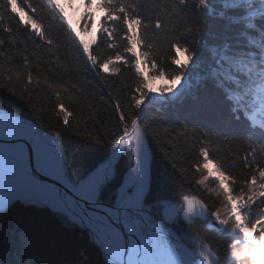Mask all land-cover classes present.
<instances>
[{
  "label": "snow or ice",
  "instance_id": "obj_1",
  "mask_svg": "<svg viewBox=\"0 0 264 264\" xmlns=\"http://www.w3.org/2000/svg\"><path fill=\"white\" fill-rule=\"evenodd\" d=\"M73 4L0 0V226L12 225L0 255L8 251L7 264H225L223 247L228 264H264L255 159L264 153V0H192L191 15L212 24L207 36L199 20L187 23L189 0H80L77 22ZM153 42L167 45L170 66ZM85 69L99 78L134 70L126 95L109 94L106 121L92 105L84 119L73 95L71 77ZM209 116L214 131L199 130ZM190 128L198 139L188 150L200 145L191 167L198 185L215 184L211 203L185 187L179 166L177 141ZM213 136L248 148L229 160ZM209 230L223 245L208 242Z\"/></svg>",
  "mask_w": 264,
  "mask_h": 264
},
{
  "label": "trees",
  "instance_id": "obj_2",
  "mask_svg": "<svg viewBox=\"0 0 264 264\" xmlns=\"http://www.w3.org/2000/svg\"><path fill=\"white\" fill-rule=\"evenodd\" d=\"M188 13V19L187 23L192 24L193 20H199L200 23L196 25V27H199L201 30V35L207 36V28H211L212 24L211 22H205L204 18L202 17H194L191 15L193 11V4L192 0H189V5L187 8ZM70 14V13H69ZM12 26L15 30L17 27L15 21H12ZM183 28L181 27V31ZM20 35L22 38L27 39L26 34L21 27ZM191 39V37H190ZM196 40H200V36H196ZM28 44L30 45L29 51H32L31 44L32 40H27ZM65 44L68 43L67 40L64 41ZM153 47V54L154 58L157 59L158 63H161V58H163L162 63L163 66L168 67L170 66V60L168 59V48L167 45H158L155 42ZM195 46V45H194ZM157 47H159V51H157ZM105 54H111L110 52H105ZM77 57H79V53H76ZM78 63L80 67L84 68V60L79 59ZM135 80L134 70L131 69H125L122 70V72L116 76V77H103L99 78L94 73L87 71L86 69L79 72V73H73L71 77L72 83L75 85L73 88V95L79 96L81 101L85 105V112L83 113V118L87 119L88 116V107L89 105H92L91 110L93 112H98L99 117L97 118H103L105 121L109 117L112 109L110 107V101L108 100L109 94L113 96H121L126 95L128 89L124 87L125 85L132 84ZM77 89H82V94L77 91ZM119 89V91H118ZM41 95H43L41 93ZM71 99V96L69 97ZM34 103L37 104V107L40 106V103L36 101L35 94H34ZM42 102V101H41ZM47 107H51V104H48ZM196 115V113H193ZM173 113H169V116H172ZM45 120L47 121V117H45ZM91 121H88V125H91ZM164 124V127H167L168 123H171L168 118H165V121L162 122ZM207 125V127H205ZM56 127H59L58 124H55ZM214 119L212 116H209L208 119L204 121V123L199 124V130H203L205 132H211L214 131ZM177 131H180V129H177ZM69 135H75L74 132H70ZM160 135L164 137L165 139L168 138L169 135L175 136V132H171L169 130L168 133H165L163 129L161 128ZM196 139H198V136L192 132V129H189V138L187 139H181L178 140L177 143L180 146V152L183 153V155H179L178 159L181 161L180 167L183 168L184 171V183L186 188H190L193 194L201 195L206 202L211 203L212 200L215 198L214 193L208 191V189L213 188L210 184L208 187H204L203 185H198L197 181L200 179L199 173L191 167V165L195 162V151L198 149L200 145H196L195 148L191 149V151L188 150L187 146L191 144H195ZM213 147H219L220 148V155L229 159V160H236L239 161L245 154V150L248 148V144L245 143L241 145L239 142H234L232 144H226V145H219L215 142V137L213 136ZM256 148H259L260 145L257 143L255 145ZM255 159L260 161L261 163H264V153H261L257 151V154L255 156ZM233 173L236 175L238 181H242L245 176L248 175L246 171L243 169V165L238 163L237 166L232 170ZM212 184V183H211ZM215 185V184H214ZM12 225L9 222H4L2 226H0V236H3L7 233V229L11 227ZM204 235L207 237V240L209 243L213 245L215 248L217 246V242L219 241L221 245H223V238L217 236L210 230L205 232ZM230 242V241H229ZM221 258L228 260V253L224 250L223 247H221L220 252L218 253ZM224 256V257H223ZM9 260V253L8 251H4L2 255H0V264H7V261Z\"/></svg>",
  "mask_w": 264,
  "mask_h": 264
},
{
  "label": "rangeland",
  "instance_id": "obj_3",
  "mask_svg": "<svg viewBox=\"0 0 264 264\" xmlns=\"http://www.w3.org/2000/svg\"><path fill=\"white\" fill-rule=\"evenodd\" d=\"M83 7L82 5L80 4V0H74V4L72 6H66V11H68L70 14V16H72L74 22H77L79 20V17H80V13L83 12ZM97 16H99V13H97ZM77 27H79V23H77ZM85 35V39H88L89 36L87 34H84ZM147 71V69H146ZM167 82L166 80L165 81H161L159 79H156L153 81V84L154 86H159L161 85L162 83H165ZM200 176V174H199ZM212 182H206V186H204L205 188L208 187V185L210 184L213 188L215 187L214 183ZM202 186V185H201ZM224 257V256H223ZM225 260V264H228V260L224 259Z\"/></svg>",
  "mask_w": 264,
  "mask_h": 264
}]
</instances>
